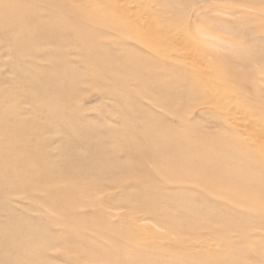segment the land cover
I'll use <instances>...</instances> for the list:
<instances>
[{"label":"rangeland","instance_id":"1","mask_svg":"<svg viewBox=\"0 0 264 264\" xmlns=\"http://www.w3.org/2000/svg\"><path fill=\"white\" fill-rule=\"evenodd\" d=\"M262 60L264 0H0V264H264Z\"/></svg>","mask_w":264,"mask_h":264},{"label":"snow or ice","instance_id":"2","mask_svg":"<svg viewBox=\"0 0 264 264\" xmlns=\"http://www.w3.org/2000/svg\"><path fill=\"white\" fill-rule=\"evenodd\" d=\"M199 5H196L198 7ZM254 71H258L261 75H264V60L261 61L259 67L254 69Z\"/></svg>","mask_w":264,"mask_h":264}]
</instances>
